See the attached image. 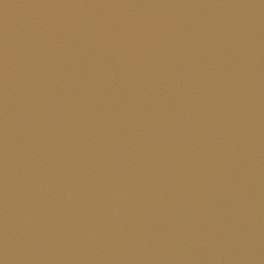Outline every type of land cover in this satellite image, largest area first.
I'll return each instance as SVG.
<instances>
[{
  "label": "water",
  "instance_id": "water-1",
  "mask_svg": "<svg viewBox=\"0 0 264 264\" xmlns=\"http://www.w3.org/2000/svg\"><path fill=\"white\" fill-rule=\"evenodd\" d=\"M0 264H264V0H0Z\"/></svg>",
  "mask_w": 264,
  "mask_h": 264
}]
</instances>
